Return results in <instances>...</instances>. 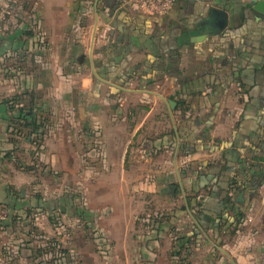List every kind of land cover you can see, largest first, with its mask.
I'll list each match as a JSON object with an SVG mask.
<instances>
[{"label": "crops", "instance_id": "obj_1", "mask_svg": "<svg viewBox=\"0 0 264 264\" xmlns=\"http://www.w3.org/2000/svg\"><path fill=\"white\" fill-rule=\"evenodd\" d=\"M0 1L10 6L0 34V204L20 210L30 205L43 177L53 180L57 177L49 173H65L66 148L84 144L89 152L82 156L75 151L74 172L90 174L112 192L102 195L103 212L97 210V221L105 222L112 241L108 252L97 247L80 254L92 264H116L114 250L120 246L122 264H130L125 244L132 242L135 228L126 220L134 209L119 212L128 204L119 190L128 192V180L141 178L126 167V158L130 136L148 124L147 116L131 120L148 106L134 107L128 100L154 101L147 114L168 100L171 129L150 146L157 155L168 143L165 152L171 149L179 160V169L169 173L177 180L174 190L169 185L172 195L175 188L181 197L190 195L198 180L202 187L208 185L200 195L205 227L212 226L208 221L216 212L234 207L227 196L245 213L236 230L216 240L211 228L200 227L186 200L181 209L187 207L188 224H196L203 235L191 244L210 252L202 264H264V20L252 11L261 0H176L163 16L144 14L131 0ZM215 10L227 13L222 31L214 29ZM52 85L56 103L48 106ZM25 92L35 94L38 117L72 116L44 122L39 135L19 132L17 115L6 100ZM156 119L154 125L161 123ZM84 156L94 163L82 172L76 165ZM232 179L245 183L242 192L229 191ZM152 227L155 233L166 230L164 223ZM161 238L152 236L149 243ZM147 250L143 259L152 254ZM28 256L16 258L24 264L31 260ZM5 260L0 253V264Z\"/></svg>", "mask_w": 264, "mask_h": 264}, {"label": "rangeland", "instance_id": "obj_2", "mask_svg": "<svg viewBox=\"0 0 264 264\" xmlns=\"http://www.w3.org/2000/svg\"><path fill=\"white\" fill-rule=\"evenodd\" d=\"M55 91L57 92L56 87L52 85L47 95L48 106L55 105L53 102L56 99ZM128 101H131L129 105L134 107H138L137 105L148 106L131 120L136 119L138 122L147 116L146 123L148 124L143 126L142 132L140 131V134L133 138L130 136L133 132L132 129L127 131L129 132L128 136L131 137V144L126 158V167L131 173H141V178L139 180L135 177L128 180L126 187L128 192L124 193L119 190L121 199L125 194V199L128 201L124 208L125 211L120 210L119 212L127 213L129 207L134 209L131 218L126 220L134 226L132 228H135L131 230L129 236L132 242L129 245L125 244L126 248L123 246L131 254L129 263L202 264L204 256L210 253L209 249L206 250L201 245L195 250L191 243L183 247L180 246L179 239L183 235L191 233L193 227L191 223L188 224L187 213L180 210L186 203V196L181 197L176 188L172 195L169 188V185L175 187L177 180L174 177L171 178L169 173L179 169V160L176 161L177 156L171 149L169 152H165L168 150V143L159 148L157 155L154 154L150 146V142L156 137L171 129L168 100L163 102L162 109L156 110L158 114L155 110L151 114H147L150 106L151 108L154 106V101L142 100L138 102L136 99ZM158 103L157 106L160 105ZM59 116L65 121L72 115L68 112L62 113V115L50 113L44 121L51 124L58 123L61 120ZM155 118H157V122L162 119L161 123L154 125ZM70 122L75 123L74 120ZM66 128L69 130L68 126ZM69 134L70 131H68ZM66 151L63 162L67 168L65 173H61V175L49 173L48 176L57 177L53 180L43 177L40 180V183L44 181L41 186L36 184L34 192L31 191L34 202H31L30 205L27 203L22 210L8 206L10 209L8 217L0 220V253L6 256L3 264H21V260L18 262L16 257L17 254L22 253L29 254L28 258L31 259L23 260L24 264H83L84 262L92 264L80 254L85 248L90 250L96 248L97 250L99 247V251L108 252V245L112 240L106 232L107 228H104L107 227L105 222L101 224L97 221V210L99 209V213L103 212L104 208L101 207V204L105 200H102V195L107 194L110 197L112 192L108 187L98 186V182L90 174L76 173L78 175H75V162L73 161L75 151L77 154L85 155L89 152L86 145L83 144L82 147L68 146ZM93 163L90 157L84 156L82 162L76 165V170L83 169L82 172H85ZM102 183L104 184L103 181ZM58 188L56 195L58 193L61 195L60 200L58 195L57 198L53 197L56 196L53 193ZM61 206L64 210L61 209ZM106 211L108 210L106 209ZM117 220V222L121 221ZM162 223L165 224V232L155 233L156 230L152 225L155 227ZM157 234L163 237L161 241L149 243L152 236H157ZM84 241L86 242L82 243ZM145 249H150L147 251L152 254H148V257L143 259L142 253ZM179 249L178 260H171L170 254ZM114 251L119 254L115 260L116 264H122L120 255L124 250L120 246H116ZM192 253L194 254L192 260H188V256Z\"/></svg>", "mask_w": 264, "mask_h": 264}, {"label": "trees", "instance_id": "obj_3", "mask_svg": "<svg viewBox=\"0 0 264 264\" xmlns=\"http://www.w3.org/2000/svg\"><path fill=\"white\" fill-rule=\"evenodd\" d=\"M6 103L8 105V109L11 112H15V114L17 115L15 118L17 120V129L19 132H23L25 130H30V132L35 133L37 135H39L40 132V128L42 127L43 123L45 122L44 119H42V117H38L39 115V111H40V106L38 104V102L35 100V94L34 93H30V92H25V93H20V94H16L13 95L12 97L8 98L6 100ZM37 140V139H36ZM36 142V141H35ZM185 176L187 173H184ZM196 174V176L200 177L199 173H194ZM203 177V175H202ZM184 183V182H183ZM262 183V181H259L260 185ZM184 185V189L187 192V187ZM245 183H242L241 181L237 180V179H232L229 181V191H233L234 193L240 191L242 192L244 190V188L242 186H244ZM208 188V185L202 187V185L199 183L198 180V187L197 189H193L192 190V195H187L186 196V200L188 203V207L191 210L193 216L196 218V221L199 223L200 227L204 230H208V229H212L213 230V235L214 238L216 240L219 239V237L221 236V234L223 232L225 233H231L233 232V230H236L238 224L240 222H242L245 213L241 212L240 210H236L235 209V204H236V200L234 199L233 196H227V202L231 205H234V207L231 209L227 208L223 211H220L219 213H215L214 215H212V220L208 221L209 223H212L211 227H205L207 226V222L206 220H204V218L206 216H204V209L202 208V200L204 199V196H200L202 190H206ZM209 198H213L214 200H218L217 198H215L216 196H211L210 194L207 195ZM221 199V198H220ZM222 201V200H221ZM0 205H5V204H0ZM198 208L197 211H193L194 208ZM9 208V207H8ZM182 212H187V207H183L182 209H180ZM200 228V229H201ZM196 224H193V229L191 233H187L186 235H183L179 240L181 242V247L187 245L188 243H191L192 238L195 239V241H197L202 233ZM173 253L175 255H179L180 254V249L176 252L173 251Z\"/></svg>", "mask_w": 264, "mask_h": 264}, {"label": "built area", "instance_id": "obj_4", "mask_svg": "<svg viewBox=\"0 0 264 264\" xmlns=\"http://www.w3.org/2000/svg\"><path fill=\"white\" fill-rule=\"evenodd\" d=\"M144 14L151 16H163L167 14L176 0H131ZM10 13L9 4L0 1V34L4 30L5 23ZM10 209L0 205V220L8 217Z\"/></svg>", "mask_w": 264, "mask_h": 264}, {"label": "water", "instance_id": "obj_5", "mask_svg": "<svg viewBox=\"0 0 264 264\" xmlns=\"http://www.w3.org/2000/svg\"><path fill=\"white\" fill-rule=\"evenodd\" d=\"M252 11L254 13V15L256 16L257 19H261L264 20V0L261 1H255ZM214 15H216L218 17V22L216 24V26L214 27V29H216V31H222L223 28L226 27L227 22H228V17H227V13L219 11V10H215L213 11ZM194 39H192L193 41ZM171 104H175L173 101H170ZM172 190H174V187H172ZM61 209H63V206H61Z\"/></svg>", "mask_w": 264, "mask_h": 264}]
</instances>
